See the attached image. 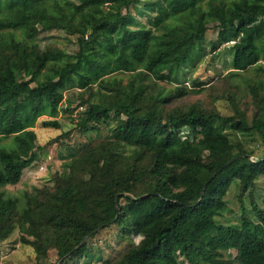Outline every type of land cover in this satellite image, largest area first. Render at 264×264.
Here are the masks:
<instances>
[{
	"label": "trees",
	"instance_id": "obj_1",
	"mask_svg": "<svg viewBox=\"0 0 264 264\" xmlns=\"http://www.w3.org/2000/svg\"><path fill=\"white\" fill-rule=\"evenodd\" d=\"M142 2L0 0V241L18 229L37 262L51 251L55 264H79L91 254L86 244L74 250L81 241L115 224L121 239H141L108 264H264V207L253 195L264 177V0H157L145 10ZM210 29L217 36L206 42ZM52 31L60 37L41 47L38 34ZM207 46L230 52L233 75L262 74L246 85L255 105L250 121L235 90L167 106L189 92L184 75ZM160 81L175 87L153 88ZM217 99L228 100L234 115L219 113ZM73 100L84 106L80 132L114 117L112 138L84 146L52 186L24 191L18 211V197L2 188L17 184L36 158V121L45 116L42 126L60 128L57 116ZM253 131L261 153L251 159L228 132ZM10 136L8 147L2 141ZM125 146L133 153H121ZM232 183L238 226L215 219Z\"/></svg>",
	"mask_w": 264,
	"mask_h": 264
},
{
	"label": "rangeland",
	"instance_id": "obj_2",
	"mask_svg": "<svg viewBox=\"0 0 264 264\" xmlns=\"http://www.w3.org/2000/svg\"><path fill=\"white\" fill-rule=\"evenodd\" d=\"M155 1L157 0H143L142 4H139L138 7L145 10L143 7L145 4H153ZM148 11L151 16L157 14L155 6ZM131 12L135 13V10L131 9ZM57 33L56 31L50 33L40 32L37 41L41 47H43V45L49 43ZM216 36V31L210 29L206 34V42L215 40ZM54 39L56 40L57 38ZM56 42H59V40H56ZM60 44L69 52H74L75 49H77L75 42H71L67 39H60ZM207 50L208 52L203 56L202 61L196 62V66L191 67L187 70L186 75H184L182 85H185L187 89H189V92L172 100L167 106L171 107L177 104H187L197 99L209 103L212 97L216 98L218 95L231 94V92L235 90L237 105L241 110L245 111L246 117L248 121H250L255 111V105L253 97L246 91V85L249 79H257L258 77H262V74H258L255 68H251L248 71L233 75L231 72V54L224 46H219L214 52H211L210 46H207ZM125 76L126 75H124V80L126 81L127 77ZM193 80H201L204 82L205 86H201L200 88L195 87L192 84ZM158 84V86H154L153 88L159 89L163 85L168 88L175 87L174 83L160 81ZM214 106L222 115H234V109L226 99H217L214 102ZM83 109L84 106L79 105V102L75 100L72 101L70 106L64 104L62 111H60L57 116L60 128L42 126V120L48 119L45 116L36 121L33 127L37 135L35 148L33 149L36 158L32 161L30 166L24 169L22 178L17 184L2 188L6 196L18 197V211L23 208L22 194L24 191H31L32 189L42 186H52L54 183V176L63 172V164L74 154L80 152L87 144H96L102 140L112 138L113 130L116 125L114 117L102 122L97 130L90 128L86 132H80L77 124L83 115ZM188 133L189 129L186 127L181 131L182 137ZM228 135L232 141L242 142L249 151L253 152V157H251V159L257 157L261 153V151H257L258 145L261 144V138L254 131L236 134L228 132ZM2 143L6 144L8 147L13 145L12 136L4 139ZM262 150H264V147ZM133 151L134 150L128 146L121 148V153L123 154H130L133 153ZM253 190V195L261 203L262 207H264V177L257 179ZM238 193L239 190L236 183H232L225 196L227 207L216 216L215 219L217 222L235 226L240 224L242 211L236 198ZM123 202L124 201H122V204ZM245 205L247 209L246 214L251 216L248 200H245ZM119 235V228L115 224L95 232L93 236L88 238L86 245L90 248V253H95L96 257H91V254H89L86 259H81L79 264H108L121 255L127 248L129 242L137 244L141 239V236L137 235H131L121 239ZM20 236L21 233L19 230L15 229L7 239L0 241V264L57 263V258L51 251L48 252V256L44 260L37 262L33 248L23 243L20 240ZM229 254L234 256L235 252L231 251ZM59 263L60 262H58V264Z\"/></svg>",
	"mask_w": 264,
	"mask_h": 264
},
{
	"label": "water",
	"instance_id": "obj_3",
	"mask_svg": "<svg viewBox=\"0 0 264 264\" xmlns=\"http://www.w3.org/2000/svg\"><path fill=\"white\" fill-rule=\"evenodd\" d=\"M226 165V164H225ZM225 165H223V167L225 166ZM215 174H213L212 176H211V178L214 176ZM207 183H208V181L206 182V184L204 185V188H205V186L207 185ZM115 209H116V216H115V219L118 217V212H119V207H118V202H115ZM100 229H101V227H100ZM97 231H99V229H97L95 232H97ZM94 232V233H95ZM88 238L89 237H86V238H84L82 241H81V243L74 249V250H77V249H79V248H81L82 246H84L85 244H86V242H87V240H88ZM73 250V251H74Z\"/></svg>",
	"mask_w": 264,
	"mask_h": 264
}]
</instances>
